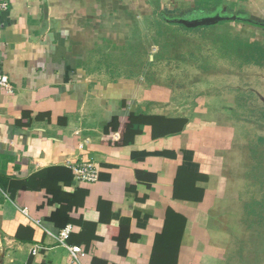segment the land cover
<instances>
[{"label": "crops", "instance_id": "1", "mask_svg": "<svg viewBox=\"0 0 264 264\" xmlns=\"http://www.w3.org/2000/svg\"><path fill=\"white\" fill-rule=\"evenodd\" d=\"M2 1L0 74L12 91L0 89V264H226L229 108L209 95L155 110L137 79L92 69L105 46L123 48L133 19L199 1L215 16L244 8L264 32V0ZM130 115L146 117L134 136ZM83 162L97 181L75 180ZM65 226L78 262L55 241Z\"/></svg>", "mask_w": 264, "mask_h": 264}, {"label": "rangeland", "instance_id": "2", "mask_svg": "<svg viewBox=\"0 0 264 264\" xmlns=\"http://www.w3.org/2000/svg\"><path fill=\"white\" fill-rule=\"evenodd\" d=\"M195 5V11H160L133 19L123 48L107 54L105 46L92 70L137 79L155 110L198 104L209 95L229 108L237 143L226 264H259L244 253L248 248L264 252V168L255 157L259 136L253 131L264 122V104L256 102L264 99V32L239 20L200 26L216 17L214 3ZM230 7L223 17L244 20V8L235 12ZM251 113L258 114L257 120L244 124L241 118L248 120Z\"/></svg>", "mask_w": 264, "mask_h": 264}, {"label": "built area", "instance_id": "3", "mask_svg": "<svg viewBox=\"0 0 264 264\" xmlns=\"http://www.w3.org/2000/svg\"><path fill=\"white\" fill-rule=\"evenodd\" d=\"M8 5L6 2L0 0V12L6 11ZM0 89H3L7 92H11L12 88L10 86L9 79L6 75L0 74ZM74 178L76 181L93 183L98 179V169L91 162H83L78 165L70 167ZM24 214L25 211H23ZM71 228L70 226H65L62 228L57 235L55 236V241L62 247H64L69 255V258L72 262H78L80 258L85 256V252L79 246H69L66 244V241L69 237ZM36 250H32V254H35Z\"/></svg>", "mask_w": 264, "mask_h": 264}, {"label": "flooded vegetation", "instance_id": "4", "mask_svg": "<svg viewBox=\"0 0 264 264\" xmlns=\"http://www.w3.org/2000/svg\"><path fill=\"white\" fill-rule=\"evenodd\" d=\"M261 101L262 102L259 103V101L256 100L258 105L264 104V99H262ZM250 104H251V102L248 103V105H250ZM249 108H251V106H249ZM255 109H257V108H255ZM256 116H258V114L251 113V115L248 118V120L241 118V121L244 124H251V123H254L255 120H257L255 118ZM263 120H264V118H263ZM254 128L255 129L253 131H255L256 135L259 136V142L257 144H255L256 145L255 151L257 153V154H255V157L257 158V163H261V165L264 168V122L262 124H260V123L259 124H255ZM244 234H245V232H244ZM246 237L248 238V233L247 232H246ZM255 238H257V237H255ZM257 240H259V238ZM258 251H259V249L252 250V249L248 248V250L245 251L244 256H248V257L250 256L249 259H251V260L257 258V260L259 261V264H262L261 259L264 258V252L263 251L262 252H258ZM256 253H257V256H255ZM263 264H264V261H263Z\"/></svg>", "mask_w": 264, "mask_h": 264}, {"label": "trees", "instance_id": "5", "mask_svg": "<svg viewBox=\"0 0 264 264\" xmlns=\"http://www.w3.org/2000/svg\"><path fill=\"white\" fill-rule=\"evenodd\" d=\"M217 23H220V22H217ZM252 24L256 25L255 23H252ZM145 118L146 117H142L141 115H136V116L130 115L127 118L126 129L127 128L130 129L132 136H134V134H139L141 132V126H142L141 124L143 123V119H145ZM118 120H119L118 118H113L112 121L108 125L105 126L104 132H106V133L112 132L116 128L115 125H117L116 123L118 122ZM135 123H136V125H135ZM97 263H98L97 261L96 262L94 261V264H97Z\"/></svg>", "mask_w": 264, "mask_h": 264}, {"label": "water", "instance_id": "6", "mask_svg": "<svg viewBox=\"0 0 264 264\" xmlns=\"http://www.w3.org/2000/svg\"><path fill=\"white\" fill-rule=\"evenodd\" d=\"M212 19L211 21H209V23L207 24H203V25H200V26H209V25H215L217 22H222V21H236V20H242L241 18H236V17H223V16H216V17H213V18H210ZM242 21H245L247 23H250L249 20L247 19H244ZM182 23V22H181ZM44 24H45V21H44Z\"/></svg>", "mask_w": 264, "mask_h": 264}]
</instances>
